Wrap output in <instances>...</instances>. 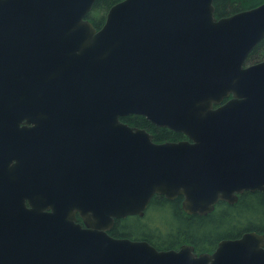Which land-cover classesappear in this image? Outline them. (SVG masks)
I'll use <instances>...</instances> for the list:
<instances>
[{"label": "water", "instance_id": "obj_1", "mask_svg": "<svg viewBox=\"0 0 264 264\" xmlns=\"http://www.w3.org/2000/svg\"><path fill=\"white\" fill-rule=\"evenodd\" d=\"M95 1L0 0V264H264L256 231L200 254L110 234L155 194L206 214L264 191V2L122 0L97 29Z\"/></svg>", "mask_w": 264, "mask_h": 264}, {"label": "trees", "instance_id": "obj_2", "mask_svg": "<svg viewBox=\"0 0 264 264\" xmlns=\"http://www.w3.org/2000/svg\"><path fill=\"white\" fill-rule=\"evenodd\" d=\"M122 0H96L88 14L96 28H101L110 8ZM264 0H214L217 18L254 8ZM264 60V38L250 52L247 62ZM122 121L144 128L156 142L180 141L187 136L169 127L159 126L141 114H129ZM183 196L169 199L155 194L144 216L117 218L110 231L113 236L145 239L157 249H173L190 244L196 252H213L223 239L241 237L247 231L264 234V191H245L235 203L220 201L207 214H189L183 206Z\"/></svg>", "mask_w": 264, "mask_h": 264}, {"label": "flooded vegetation", "instance_id": "obj_3", "mask_svg": "<svg viewBox=\"0 0 264 264\" xmlns=\"http://www.w3.org/2000/svg\"><path fill=\"white\" fill-rule=\"evenodd\" d=\"M91 12V10L89 11V13ZM88 13V14H89ZM88 14H87V16H86V18H88ZM97 29H100V28H97ZM34 121L32 120V122H29V123H27L26 124V126H22V127H30V126H33L34 125V123H33ZM21 125H22V123H21ZM20 125V126H21ZM33 135L31 134V137H32ZM61 137H62V135L61 134H59V142H61ZM185 139H187V138H185ZM26 146V151H30V152H33V153H36V154H38L41 158H43L44 160H47V156L45 155V153H44V149H43V146H42V144H41V142H37L36 141V139L34 138V136L30 139V141L25 145ZM22 160H24V159H22ZM180 196H182V195H180ZM166 197V196H165ZM178 197V196H177ZM183 199H184V197H183ZM220 202V201H219ZM218 202V203H219ZM27 203H28V205H30L29 204V202H28V200H27ZM217 203V204H218ZM182 206H183V202H182ZM216 206V205H215ZM147 209V208H146ZM215 209V208H214ZM185 210V209H184ZM212 212V211H211ZM188 213V212H187ZM209 213V212H208ZM145 214V213H144ZM190 214V213H189ZM207 214V213H206ZM133 215H138V214H132V215H128V216H133ZM128 216H126V217H128ZM139 216H144V215H139ZM125 218V217H124ZM117 219V218H116ZM115 219V220H116ZM78 222H81V223H83V219H82V217L78 214ZM113 228V227H112ZM112 230V229H111ZM110 230V231H111ZM257 232V231H256ZM111 234V233H110ZM112 235V234H111ZM116 237V236H115ZM134 240H145V239H134ZM145 241H147V240H145ZM149 242V241H148ZM150 243V242H149ZM150 244H152V243H150ZM185 244H187V243H185ZM153 245V244H152ZM182 245H184V244H182ZM181 245V246H182ZM188 245H190V244H188ZM181 246H179V247H177V248H173V249H179ZM195 248V247H194ZM217 248V247H216ZM160 250H162V249H160ZM163 250H167V249H163ZM195 251V250H194ZM196 252V251H195ZM212 252V251H211ZM196 253H198V254H200V253H203V252H196Z\"/></svg>", "mask_w": 264, "mask_h": 264}]
</instances>
